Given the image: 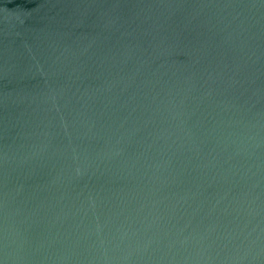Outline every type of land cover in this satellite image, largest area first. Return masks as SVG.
I'll return each mask as SVG.
<instances>
[{
	"label": "water",
	"instance_id": "95a60500",
	"mask_svg": "<svg viewBox=\"0 0 264 264\" xmlns=\"http://www.w3.org/2000/svg\"><path fill=\"white\" fill-rule=\"evenodd\" d=\"M0 264H264V0H0Z\"/></svg>",
	"mask_w": 264,
	"mask_h": 264
}]
</instances>
